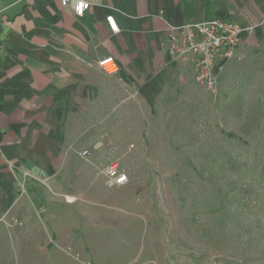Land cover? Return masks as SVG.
Here are the masks:
<instances>
[{"label":"crops","instance_id":"crops-1","mask_svg":"<svg viewBox=\"0 0 264 264\" xmlns=\"http://www.w3.org/2000/svg\"><path fill=\"white\" fill-rule=\"evenodd\" d=\"M84 1L76 15L71 2L0 0V264H76L62 246L88 256L83 240H138L118 229L152 213L147 152L203 147L206 116L210 139L211 93L162 46L169 26L220 16L245 28L217 70L218 100L236 75L225 70L264 47V0ZM115 160L121 186L101 172Z\"/></svg>","mask_w":264,"mask_h":264},{"label":"rangeland","instance_id":"rangeland-1","mask_svg":"<svg viewBox=\"0 0 264 264\" xmlns=\"http://www.w3.org/2000/svg\"><path fill=\"white\" fill-rule=\"evenodd\" d=\"M234 72L220 100L216 73L203 147L147 152L152 213L118 229L138 240H83L96 264H264V47Z\"/></svg>","mask_w":264,"mask_h":264},{"label":"built area","instance_id":"built-area-1","mask_svg":"<svg viewBox=\"0 0 264 264\" xmlns=\"http://www.w3.org/2000/svg\"><path fill=\"white\" fill-rule=\"evenodd\" d=\"M71 2L76 15L89 10L91 4L84 0H60L61 5ZM105 22L111 32H116L117 25L112 13L106 15ZM245 28L220 16H211L194 23L181 26H169L162 46L180 62L192 61L194 79L211 94L216 91V73L221 63L232 58L239 50ZM106 75H115L119 64L113 56H103L96 62ZM87 151H82L85 155ZM101 172L109 186H121L128 181L127 174L115 160L107 164ZM4 220L0 216V221ZM18 222L17 220H14ZM61 249L73 258L76 264H96L94 260L73 250L70 246Z\"/></svg>","mask_w":264,"mask_h":264}]
</instances>
